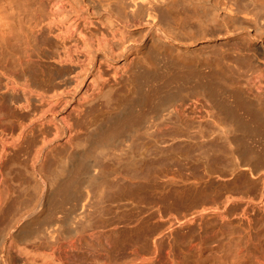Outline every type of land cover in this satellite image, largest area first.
Listing matches in <instances>:
<instances>
[{"label": "bare ground", "instance_id": "6f19581e", "mask_svg": "<svg viewBox=\"0 0 264 264\" xmlns=\"http://www.w3.org/2000/svg\"><path fill=\"white\" fill-rule=\"evenodd\" d=\"M46 62L72 74L70 101L32 81ZM206 187L194 259L264 264V0L0 3V264H179L160 236L147 247L164 215L145 212ZM124 191L143 205L125 214Z\"/></svg>", "mask_w": 264, "mask_h": 264}, {"label": "rangeland", "instance_id": "374dc122", "mask_svg": "<svg viewBox=\"0 0 264 264\" xmlns=\"http://www.w3.org/2000/svg\"><path fill=\"white\" fill-rule=\"evenodd\" d=\"M3 0H0V3ZM45 48V47H44ZM44 53L47 56H52V52L49 48H46L44 50ZM49 62H52L51 57L47 59ZM63 71V70H62ZM72 74L69 73H62L61 69L58 67L57 64L54 66L50 65L46 62L42 64L41 66L34 68V76L32 77V81L35 82L38 85H41L43 87H54L59 86L60 88L68 89L69 92L65 93L67 100H69L70 93H72L74 90H72V84L73 79L71 77ZM83 77L84 75L81 74ZM92 74L87 75L86 77H83L76 85L75 92H76V102L79 99L80 95L85 92L86 84L92 77ZM130 95L126 93V96L124 98H129ZM70 101V100H69ZM72 103H75V101H71ZM204 108L206 110H209V115L207 118L208 123L205 125L206 128H213V119H218V114H216V111L211 109L208 105L203 104ZM184 109V115H183V123L181 124L182 130L185 128V117L190 114L189 109ZM61 111V110H60ZM228 129L232 130V127L229 123H227ZM66 158L65 152L63 151V148L56 151V153H53V155L48 158L45 164H43L41 167H39L38 175L45 176L46 181L51 180L54 175L56 174L57 167L60 166L62 163H64V159ZM115 165H109V168H113ZM126 181V180H124ZM215 196V193L210 187H206L205 189L201 191H189L186 193H180L175 195H169L163 203H158L155 207L150 208L148 211L145 212L151 213L155 212L157 208H160L162 210L163 217V224L160 225V219L156 214H153L148 220V226H149V232H150V241L147 243V247L149 249L152 248V240L158 239L159 236L163 239L164 243L167 242L172 244V247H174V257L178 259L179 264H190L189 262H193V264H230L226 259L225 262L221 260H217V258L211 256L208 258L200 259H194V244L197 242L198 237L204 236L206 232L203 234L200 232L198 234V227L197 222H187V218H189L192 213L196 209H198V205L205 200H208ZM141 197L137 198L135 197L131 192L124 191L122 194V202L125 206L123 209H125V214L128 213V210L133 207L135 204L138 206H142L143 203L141 201ZM148 207V206H147ZM38 208H42V204L39 205ZM69 208V204L66 205V209ZM92 210V208H91ZM114 209H112L113 211ZM64 209H60L57 212V216L61 217L63 216ZM113 214V213H112ZM182 222V223H179ZM187 224V225H186ZM160 232V235L158 234ZM164 244V245H165ZM194 248V249H193ZM129 251V249H126ZM193 251V253H192ZM164 254V253H163ZM215 254V253H213ZM256 254H259L257 251ZM119 258L117 261L123 262L128 257L125 255H118ZM14 257H16V254H14ZM213 257V258H212ZM212 258V259H211ZM19 263H22V260H18V258H15ZM164 264H171L170 260L164 259Z\"/></svg>", "mask_w": 264, "mask_h": 264}]
</instances>
